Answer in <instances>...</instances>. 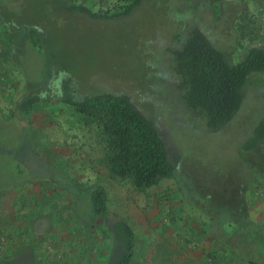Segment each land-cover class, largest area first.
<instances>
[{"label":"rangeland","instance_id":"rangeland-1","mask_svg":"<svg viewBox=\"0 0 264 264\" xmlns=\"http://www.w3.org/2000/svg\"><path fill=\"white\" fill-rule=\"evenodd\" d=\"M128 1L0 0V8L17 12L9 14L12 25H29L19 58L0 59V71L15 70L21 80L13 98L1 89L0 101L6 97L1 107L9 110L26 84L31 89L39 84L41 95L25 129L0 116V204L38 202L45 221L32 229L41 236L28 238L21 215L11 229L2 216L0 264H116L123 247L109 230L117 219L134 233L129 264H247L211 233L237 230L227 206L234 202V184L239 186L238 145L264 116V76L249 81L239 111L212 131L183 102L173 59L193 28L233 61L246 47H260L242 32L264 25L263 0H140L128 14L110 16ZM101 92L128 95L154 122L176 166L174 177L140 191L110 176L96 127L60 100ZM253 169L243 167L242 177ZM246 181L239 195L250 220L264 230L256 204L264 201V173ZM94 186L106 195L102 216L90 214L88 190ZM32 247L41 251L31 254Z\"/></svg>","mask_w":264,"mask_h":264},{"label":"trees","instance_id":"trees-1","mask_svg":"<svg viewBox=\"0 0 264 264\" xmlns=\"http://www.w3.org/2000/svg\"><path fill=\"white\" fill-rule=\"evenodd\" d=\"M139 1L129 0L120 11L110 16L128 14ZM75 7L87 15L100 16L83 5ZM4 9L0 8L2 21L15 34L20 33L19 30L27 25L18 22L12 25L9 14L14 15L15 11ZM174 55L173 69L178 75L183 102L202 116L212 131L224 127L239 111L249 81L254 76H264V47H246L240 59L232 62L199 28L189 32ZM37 85L30 88L31 93L23 101L21 111L40 99ZM60 100L71 105L82 122L96 127L103 143L102 160L110 176L127 179L140 191L175 176L176 166L156 125L128 95L101 92L79 100L74 96H60ZM238 146L237 155L241 161L237 177L239 186L234 184V202L227 206L233 211L237 230L228 234L211 233V236L247 264H264L262 224L250 220L247 203L239 195L244 192L246 180L264 173V116L253 127L251 135ZM250 165L254 166L253 171L242 177L241 169ZM88 195L90 214L104 215L107 209L104 190L94 186L88 190ZM201 209L207 215V211ZM211 209L218 211L219 207L212 206ZM109 231L123 247L116 264H129L134 247L132 228L126 221L117 219L111 222Z\"/></svg>","mask_w":264,"mask_h":264},{"label":"crops","instance_id":"crops-1","mask_svg":"<svg viewBox=\"0 0 264 264\" xmlns=\"http://www.w3.org/2000/svg\"><path fill=\"white\" fill-rule=\"evenodd\" d=\"M261 3H262V6H264V0ZM221 13L228 14L229 11L223 10ZM261 16H263V14H261ZM19 32L20 33L15 34L14 31L9 29L8 26L0 18V59L2 60L1 62L3 61L10 62L12 58H19V54H21V52L26 46L25 38L26 40L28 39L27 38L28 30H25L24 28H22V30H19ZM242 36L243 37L247 36L248 38H252L253 41L255 40L256 42H259V43L261 42L259 44V45L262 44L260 47H264V25H262L261 27L256 26L254 30L245 29L244 32H242ZM234 49L236 52L237 50L241 51L239 47L237 46ZM17 84L18 85L21 84V80L20 82H18L17 72L15 70L9 69L6 71H3V70L0 71V92H1V89H5L6 92H8L7 97L13 98L14 95L17 93V90H16ZM30 91H31L30 87L28 86V84H26L25 89H23V92L20 94L19 98L17 99V102L14 105H10L11 107L9 108V110L1 107V106H4L3 104H5L6 97L1 98L0 102L2 104H0V116L7 117L10 121L15 120L17 124H20L21 128H24L25 118L27 119L32 105L40 101L41 99L40 97L38 101L27 106L26 109H24V111H21L23 109V105H22L23 101L26 99V97H28V95H30ZM8 119H6V121ZM59 181L62 182V180H59ZM22 188L25 189L26 187L24 186ZM15 201H16L15 199H12V201L6 200L4 202L2 199L1 204H0V223L3 222L1 221L2 216H6L8 224L10 223L8 227H10L11 229L16 222V216L21 215L23 218V221H22L23 225L29 231H31L30 233H28V238H37L38 236H41V235L35 234L34 231H32V229H34L36 225L40 226L41 224L40 222H43V223L45 222L44 220L41 221V217H43L42 216L43 213L40 208L41 205L38 202L37 204H34V202L31 204V202L27 200L23 202L22 207L18 206L21 208V210H19V209H16L17 206H15L16 204ZM256 204H257V207L259 208V212L257 214L259 216L257 217L260 218L259 220L262 221L264 220V201H258ZM38 251L40 252L41 250L38 249L37 247H32L30 249L31 254H36V252Z\"/></svg>","mask_w":264,"mask_h":264},{"label":"flooded vegetation","instance_id":"flooded-vegetation-1","mask_svg":"<svg viewBox=\"0 0 264 264\" xmlns=\"http://www.w3.org/2000/svg\"><path fill=\"white\" fill-rule=\"evenodd\" d=\"M6 8V7H5ZM6 9H9L10 10V8H6ZM11 11H13V9H11ZM26 28H29V26H25ZM211 41V40H210ZM218 49H220L218 46H217V44L216 43H214L213 41H211ZM175 54V53H174ZM227 55V54H226ZM175 56V55H174ZM228 56V55H227ZM229 57V59L232 61V62H234L232 59H231V57L230 56H228ZM178 84H179V82H178Z\"/></svg>","mask_w":264,"mask_h":264}]
</instances>
